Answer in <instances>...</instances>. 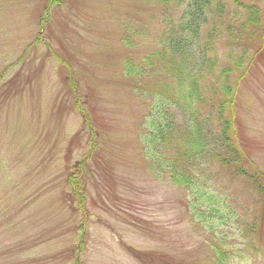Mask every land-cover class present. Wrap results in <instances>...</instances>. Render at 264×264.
I'll list each match as a JSON object with an SVG mask.
<instances>
[{
    "label": "rangeland",
    "instance_id": "374dc122",
    "mask_svg": "<svg viewBox=\"0 0 264 264\" xmlns=\"http://www.w3.org/2000/svg\"><path fill=\"white\" fill-rule=\"evenodd\" d=\"M56 1L0 0V264H264V189L216 167L227 190L195 198L170 163L146 157L150 112L123 74V23L140 33L139 61L157 47L161 12ZM242 1L262 11L255 50L264 0ZM236 118L235 139L264 175V46ZM82 161L85 213L69 182Z\"/></svg>",
    "mask_w": 264,
    "mask_h": 264
},
{
    "label": "trees",
    "instance_id": "16d2710c",
    "mask_svg": "<svg viewBox=\"0 0 264 264\" xmlns=\"http://www.w3.org/2000/svg\"><path fill=\"white\" fill-rule=\"evenodd\" d=\"M137 1L161 12L162 24L157 47L137 61L132 51L140 33L132 22L123 23L122 39L130 48L123 74L150 112L149 126L140 136L150 164L170 163L171 181L195 198L210 199L214 186L227 190L215 181L216 167L227 168L235 178H248L263 190L264 175L235 139L240 83L264 46L263 31V43L249 48L258 36L253 30L262 23L261 9L242 0ZM144 37L143 32L141 41ZM223 43L230 48L222 50ZM76 109L87 118L79 102ZM83 164L73 169L69 182L85 213Z\"/></svg>",
    "mask_w": 264,
    "mask_h": 264
}]
</instances>
